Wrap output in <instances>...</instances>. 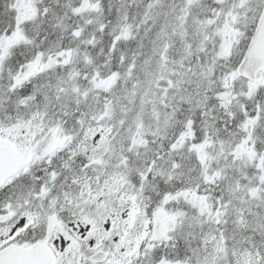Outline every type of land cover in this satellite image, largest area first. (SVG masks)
Returning a JSON list of instances; mask_svg holds the SVG:
<instances>
[{"label": "snow or ice", "instance_id": "6c2138e0", "mask_svg": "<svg viewBox=\"0 0 264 264\" xmlns=\"http://www.w3.org/2000/svg\"><path fill=\"white\" fill-rule=\"evenodd\" d=\"M0 264H264V0H0Z\"/></svg>", "mask_w": 264, "mask_h": 264}]
</instances>
